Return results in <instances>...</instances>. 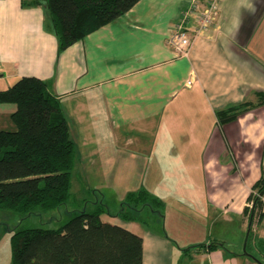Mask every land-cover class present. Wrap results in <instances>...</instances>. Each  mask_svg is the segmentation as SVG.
I'll return each instance as SVG.
<instances>
[{
	"label": "crops",
	"instance_id": "obj_1",
	"mask_svg": "<svg viewBox=\"0 0 264 264\" xmlns=\"http://www.w3.org/2000/svg\"><path fill=\"white\" fill-rule=\"evenodd\" d=\"M187 5L138 0L58 52L43 4L0 0V90L22 76L44 80L81 162L137 173L141 187L164 189L173 204L207 206L198 214L212 229L174 230L181 242L166 229L168 213L117 222L142 237V264H264V216L250 241L262 259L242 252L243 208L264 168V104L224 124L216 114L264 92V0H220L201 31L192 16L190 46L178 55L168 40ZM14 110L0 102V130L15 128ZM217 222L227 229L213 232ZM214 241L223 246L209 249Z\"/></svg>",
	"mask_w": 264,
	"mask_h": 264
},
{
	"label": "trees",
	"instance_id": "obj_2",
	"mask_svg": "<svg viewBox=\"0 0 264 264\" xmlns=\"http://www.w3.org/2000/svg\"><path fill=\"white\" fill-rule=\"evenodd\" d=\"M138 0H22L23 5L43 4L58 52L86 34L115 20ZM257 99L217 111L220 124L235 120L253 106L264 104V92ZM0 102L13 103V130H0V208L29 214L34 208L53 209L70 197L71 170L76 160L74 142L60 100L47 83L35 76H22L0 90ZM127 207L119 216L140 220V212H160L162 200L142 188L128 192ZM249 205L243 216L249 227L245 253L250 255L254 226L264 216V168L252 184ZM104 206L76 212L57 228L30 227L10 235L11 264H142L143 241L126 227L104 221ZM202 247L204 244L194 246ZM223 246L212 242L208 248Z\"/></svg>",
	"mask_w": 264,
	"mask_h": 264
},
{
	"label": "rangeland",
	"instance_id": "obj_3",
	"mask_svg": "<svg viewBox=\"0 0 264 264\" xmlns=\"http://www.w3.org/2000/svg\"><path fill=\"white\" fill-rule=\"evenodd\" d=\"M76 156L71 170L70 197L64 203L48 210L36 207L29 214H20L0 208V264H11L10 235L17 229L30 227L57 228L74 213L89 212L95 206L101 204L104 206V212L101 215L102 220L112 223H125L127 221L118 214L123 208L127 207V193L143 188L141 187L142 183L134 177V174L137 175V173L129 170L124 171V169L119 171L112 163L105 166L83 163L80 161L79 156ZM159 175V179H162L161 173ZM157 179L155 178V180ZM145 189L159 195L164 194L162 192L164 189L155 187ZM162 201L163 207L160 213H168L166 229L169 235L178 242H181V239L186 240V238H182L180 235L179 237L176 236L174 230H178L180 233H192L195 231L194 233L202 236L208 234V230L212 229L209 221L205 218L207 216L202 213L204 216L201 218L202 215L198 214L200 209L204 210L207 206L198 205L199 209L196 204H191L187 201L181 204H173L172 200H169L165 194ZM140 213L142 218L150 219L153 216V211L149 209L142 210ZM237 227L238 223L233 224L229 229L236 230ZM221 229H227V227L222 226L220 222L214 224L213 232ZM226 238L233 240L235 236L229 233ZM248 250L258 259L261 258L260 255L258 256L256 249L249 246ZM242 252L244 253L243 249Z\"/></svg>",
	"mask_w": 264,
	"mask_h": 264
},
{
	"label": "built area",
	"instance_id": "obj_4",
	"mask_svg": "<svg viewBox=\"0 0 264 264\" xmlns=\"http://www.w3.org/2000/svg\"><path fill=\"white\" fill-rule=\"evenodd\" d=\"M219 3L220 0H188V5L175 22L168 40L176 54L185 55L190 46L191 36L187 31L190 18L193 16L197 23L196 31L210 27L218 17Z\"/></svg>",
	"mask_w": 264,
	"mask_h": 264
},
{
	"label": "water",
	"instance_id": "obj_5",
	"mask_svg": "<svg viewBox=\"0 0 264 264\" xmlns=\"http://www.w3.org/2000/svg\"><path fill=\"white\" fill-rule=\"evenodd\" d=\"M248 234H249V227L247 228V232H246L245 239H244V245H243L244 253H245L246 241H247V238H248Z\"/></svg>",
	"mask_w": 264,
	"mask_h": 264
}]
</instances>
